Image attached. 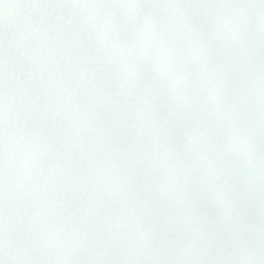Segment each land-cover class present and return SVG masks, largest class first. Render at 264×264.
I'll list each match as a JSON object with an SVG mask.
<instances>
[{"label": "snow or ice", "instance_id": "1", "mask_svg": "<svg viewBox=\"0 0 264 264\" xmlns=\"http://www.w3.org/2000/svg\"><path fill=\"white\" fill-rule=\"evenodd\" d=\"M0 264H264V0H0Z\"/></svg>", "mask_w": 264, "mask_h": 264}]
</instances>
